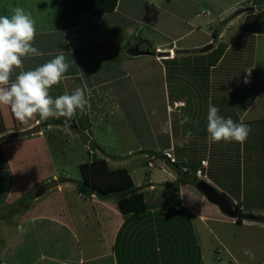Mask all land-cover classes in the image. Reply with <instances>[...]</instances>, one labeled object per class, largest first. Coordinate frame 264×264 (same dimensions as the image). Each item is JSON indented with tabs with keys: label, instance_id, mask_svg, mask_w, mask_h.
I'll list each match as a JSON object with an SVG mask.
<instances>
[{
	"label": "crops",
	"instance_id": "0c3cea01",
	"mask_svg": "<svg viewBox=\"0 0 264 264\" xmlns=\"http://www.w3.org/2000/svg\"><path fill=\"white\" fill-rule=\"evenodd\" d=\"M107 15H103L101 19L97 20L89 14L83 13L79 16L78 26L70 30L61 28L58 17L52 22L47 21L40 25L38 20L41 18V14L37 16V19H35L37 35L33 46L43 51L45 55L24 59L22 68L14 70L12 80L20 71L35 69L37 66L53 59L62 50L70 67L68 72L65 73L64 79L50 89V94L56 97L64 94L65 91L71 93L73 89L77 88L76 83L86 90L87 99H92L93 95H90V93L92 94L93 91L101 88V94L104 93V97H106L105 105L101 104V111L104 110L106 117L102 123L104 128L111 127L112 123L118 121L123 122L122 118L115 121L111 119V116L119 114L121 109L115 95L112 96L109 88L104 91L113 82L112 78L105 77V72L108 71L109 65L110 68L118 67L123 73L120 74V78L127 77L129 81L134 82L137 79L136 76L140 75L134 73L131 69L128 70L129 65L139 66L142 64L140 63L141 59L144 61L145 58L149 59V57L139 54L140 52L135 50L136 47L129 50L127 54H120L115 51L104 54L99 53V47L102 45V31L109 29L111 30L110 34H117V25L113 22L108 23L105 20ZM219 37L220 35L215 38L219 39ZM89 45L91 49L87 48ZM158 46L162 45L156 47ZM210 47V50L204 52L198 50V52L189 53L188 50L177 51L173 46H165L162 49L167 53L162 52V54L166 57L160 60L168 61L163 63L155 58L160 64L161 68L158 67V71L162 74V79L164 81L166 79L163 83L167 114L165 122L171 120L170 132L162 133L161 124L163 121L160 119L157 121L156 118L153 120L154 125L160 129L155 128L152 130L151 145L150 147L146 146L147 149H141L142 146L137 145L136 140L131 139L130 136L122 138L121 141L119 131L114 133V137L110 134L106 135L109 138H106L100 144L99 151L104 155L106 154L103 149H123L125 146L126 151L123 153L125 155H131L135 152L148 154L147 167H143V169L138 166V163L133 164L130 168L125 167L129 164L130 159L123 160L121 157L114 164L118 167L111 169L108 159L102 158L109 171L120 168L127 171L133 188H137L138 192L143 195L145 207L143 212L123 215L118 209L115 198H99L94 194L83 196L79 193L76 194L77 198L86 202V204L81 208L82 215L76 217L71 214L69 222L54 215H34V211L26 213L27 205L23 209L13 211L12 206L14 204L11 202L14 190L11 171L12 154H14V151L16 155L18 152L22 155L31 153V150L20 151L25 144L24 142H29L27 138L30 135L0 142V179H3L5 174L10 176L7 187L4 190L2 189L0 193V212L2 209H5V211L8 209L11 211L10 217L14 215L16 218L13 224V219L5 217V214L3 216L0 214V226L2 227L3 222L4 225L8 226V228L0 229V264H210L203 243H200V235H202L200 227L203 225L205 230L209 229L208 222L223 219V214L215 205L210 204L193 185L188 183L178 184L177 188L174 189L173 187L178 182V176L170 162L173 161L178 167H181L183 172H188L190 175H192L193 170L197 172L202 170L206 182L216 186L225 196L232 194L230 185L225 184L215 172L218 171L221 177L226 179L225 176L230 177L232 175L229 174L230 171L235 172L234 169H236V163H238L240 170V172L238 170L239 184L237 186L239 199L237 202H233L240 205L241 212V198H245V195L250 194L249 191L254 189V185L251 183L245 187L242 177V156L245 141L243 143L238 142L237 148L236 142H212L207 133L209 104L222 108L220 107L222 104H218L215 100L217 99L215 98L216 93L221 89L224 92L232 90L234 81L230 79L233 77L230 72L234 68H230L227 63L230 61H227V59H233L232 57L235 55V52H229V45H225L223 52H218L216 46L210 45ZM214 54L217 57H213ZM89 58L88 65L79 67V61L83 62V60L86 61ZM211 58L212 60L215 59L214 63H208ZM145 63L149 64L150 62H143V64ZM153 68L144 69L147 78L152 79L154 76V73H152ZM220 68L221 71L222 68L227 69L228 73L223 74L225 78L220 77L221 71H217ZM175 72L176 74L172 75ZM190 72L195 73L189 74ZM144 73L142 74L144 75ZM201 75H204V81L201 80ZM248 75H250L249 78L246 74L241 78V83H243V88L246 91L241 94L243 100L235 103L231 102L230 104L224 102V108L220 109V115L225 118L231 117L236 122L242 121L249 125L252 130L253 123L260 122V119L251 121L247 120L246 117L249 118V114L253 111V106L257 103V99L261 94H257L255 97H251L252 95L247 96V92L249 95L252 89L244 82L249 79L251 80L250 84L254 85L252 74ZM92 76L95 79L89 80L88 77ZM167 77L168 81L169 78L171 81V91H179L181 98H172L171 100ZM96 79L98 81H95ZM221 80L222 83H220ZM217 83L219 86L215 85ZM95 98L97 99V96ZM258 107L260 108V106H256L255 109L257 110ZM171 114H175L174 119ZM181 114L190 116L191 122L181 125ZM91 116L95 117V114H91ZM153 117H156L154 113ZM46 121H48L47 125ZM70 122L73 124L70 125ZM74 122L75 116L71 119L61 117L59 119L41 120L37 115L26 123H21L15 118L9 106L0 105V137L9 132L29 129L34 125L39 126L38 135L35 136L39 138L47 131L51 133L55 131L60 134H77L80 131L75 128ZM263 122L259 123L261 127ZM40 123L45 125L43 131ZM189 130H191V136L187 135ZM255 132L257 135L259 134L257 128H255ZM57 133L54 134L58 135ZM91 137L93 138V136ZM201 160H206L207 164L205 166L199 165ZM230 167L232 170H230ZM151 169L154 170V173L150 172ZM143 170L144 175L141 177L140 173ZM17 181L16 183L20 184ZM56 186V190L59 191V185L56 184ZM24 192L26 190L22 189L15 196L22 195ZM146 192L148 197H145ZM253 194L256 193L253 192ZM17 198H20V196ZM40 200L38 197L34 198L33 203ZM40 205L38 204V206ZM66 209L67 207L63 209V212H67ZM23 213L25 214L23 215ZM9 228H11L10 231ZM134 233L135 235L131 236ZM211 238L219 242L215 234H212ZM133 241H138L136 248L134 247L135 242L127 248L121 246V244L125 245V243ZM167 243L177 244L176 246H180L182 252H171L167 248L165 249L167 252L163 253L160 246L163 249ZM130 249L136 251L134 257L137 258L134 262L127 259V252ZM118 251H120L119 254ZM215 258L218 259V256Z\"/></svg>",
	"mask_w": 264,
	"mask_h": 264
},
{
	"label": "rangeland",
	"instance_id": "374dc122",
	"mask_svg": "<svg viewBox=\"0 0 264 264\" xmlns=\"http://www.w3.org/2000/svg\"><path fill=\"white\" fill-rule=\"evenodd\" d=\"M17 6L23 7L26 12H30L34 20L41 14V18L38 20L40 25L47 21L52 22L57 17L53 0H0V15L10 16L12 9ZM250 8H252V11L245 10ZM105 20L108 23L113 22L117 25V34H110L111 30L109 29L102 31V45L99 47V53L102 54L110 51L127 54L129 50L135 47V50L142 55H144L142 53L144 51L167 53L162 49L165 46H173L177 51L188 50L192 51L189 53H193V50H196V52L198 50L200 52L210 50L212 47L210 45L216 46L219 52L225 45H229V52H235L233 59H227V61H230L227 62L230 68H234L230 72L233 76L230 79L234 81L232 90L224 92L221 89L216 93L215 98L217 99L215 100L218 104H222L220 106L222 108H224V102L230 104L231 102L242 101L241 94L245 89L243 83H241V78L244 74L248 78L250 77L248 74H252L254 85L248 84L252 91L249 95L247 92V96L252 95L251 97H255L257 94H261V96L258 97L257 103L253 106L254 109L252 108L253 111L249 114V118L246 117V119L251 121L260 119V122L253 123L249 134L250 138L247 137L244 143L242 177L245 187L251 183L254 185V189L249 191L250 194H246L245 198H241L240 204L242 214L264 217V211H262L264 209V144L262 143L264 131L263 126L261 127L259 124L264 121V0H118L117 8L112 14L108 13ZM218 35L220 37L216 39L215 37H218ZM94 40L96 39L94 38ZM157 45L162 46L156 47ZM87 48L91 49L90 45ZM145 56H148L149 59L145 58L144 61L141 59L140 63L142 64L139 66L133 64L128 67V70L131 69L134 73L140 75L136 76L137 79L134 82L129 81L127 77L120 78L122 70L118 67L110 68L109 65L108 71L105 72V77L112 78L113 82L104 91L109 88L112 96L115 95L121 109V112L116 116H111V119L115 121L122 118L123 122L118 121L112 123L111 127L104 128L102 123L106 117L104 110L101 111V104L105 105L106 97H104V93L101 94V88H99L97 91H93L92 94L90 93L93 98L88 99L89 106L86 107L85 112L80 113L78 111L75 115L74 125L80 132H77V134L63 133V135L55 131L52 133L47 131L40 138L35 137L38 133H33L30 134V137L33 138L28 137L29 142H24L25 144L20 150H23V152L31 150L30 154L22 155L18 152L16 155L14 151L11 160L14 183L11 197V202L14 204L12 206L13 211L23 209L27 205L26 213L34 211V215H54L69 222L71 214L76 217L82 215L81 208L86 204V202L78 199L76 195V184H79L82 180L80 166L89 165L93 160L107 158L110 163L109 167L112 169L118 167L114 164L123 158V160L130 159L129 164L125 166L127 168L132 167L135 163H138L141 169L147 167L148 154L135 152L131 155H125L123 153L126 151V146L123 149H103L106 155L99 151L100 144L106 138H109L106 135L113 136L117 131L120 133L121 141L122 138L130 136L131 139L136 140L137 145L142 146L141 149H147L146 146L150 147L151 145L152 130L159 128L154 125L153 120L157 118V121L160 119L165 123L167 114L163 83L166 79L165 81L162 79L158 67L161 68L159 61L166 63L164 61L168 60H160L166 57L162 53ZM213 57H217V55L214 54ZM155 58L159 61H156ZM212 58L208 60V63H214L215 59L212 60ZM89 62L90 58L86 61L83 60V62L79 61V67H84ZM143 62L150 63L143 64ZM150 67H154L152 79L147 78L144 73V69L148 70ZM222 69V71L221 68L217 71H221L220 77L225 78L223 74L228 72L227 69ZM193 73L195 72L189 74ZM175 74L176 72L172 75ZM88 79H95V77H88ZM201 80L204 81V75H201ZM95 81H98V79ZM167 82H169L171 100L172 98H181L179 91H171V81L170 78L168 81V77ZM220 83H222V80ZM215 85L219 86L218 83ZM75 86L79 87L76 83ZM256 106H260V108L258 107L256 110ZM90 113L95 114V117L91 116ZM153 113L156 116L155 118ZM174 117L175 114L173 119ZM47 124L48 121H46ZM69 124L72 125L73 123L70 122ZM44 127L45 125L41 127L42 131L45 129ZM255 128L259 131L258 135ZM235 145L238 148V142ZM230 170H232L231 167ZM234 170L235 172L230 171L229 174H232L230 177L225 176L226 179L222 178L218 171L215 172L225 184L230 185L232 194L225 196L216 186L210 184L224 195L229 202H232L233 208V201L237 202L239 199L237 187L239 184L238 163H236V169ZM143 172L144 170L140 173L141 177L144 175ZM150 172L154 173V170L151 169ZM200 172L204 175L202 170ZM191 173L195 175L197 171L193 170ZM200 178L206 181L201 175ZM9 180L10 176L7 174L4 175L3 179H0V193L2 189L4 190L7 187ZM16 180L20 184H17ZM52 182L59 185V191L56 190L57 186L45 188L48 184L50 186ZM22 189L26 192L15 196ZM253 192L256 194H253ZM19 196L20 198H17ZM37 197L41 200L33 203V199ZM145 197H148L147 192ZM38 204L41 205L38 206ZM65 207H67V212H63ZM3 211L5 209H2L0 214L2 216L5 214V217L13 219L14 224L16 218L14 215L10 217L11 211L8 209L5 212ZM222 216L223 219L219 221L208 222L209 229L205 230L203 225L200 227L202 232L200 243H203L210 264H264V223L245 220L241 224H236L233 218L224 216V214ZM1 225L0 229L8 228L6 224L4 225V222ZM10 230L11 228H9ZM212 234L218 237L219 242L211 238ZM134 235L135 233L131 236ZM133 243L136 248L138 241L127 242L125 245L121 244V246L127 248ZM176 245L167 243L164 245L165 248L160 247L163 253L167 252L165 251L167 248L171 252H182L180 246ZM245 249H251L255 254V259H250L244 255ZM119 253L120 251H118ZM127 253V259L134 262L137 258L134 257L136 251L130 249ZM217 256L218 259L215 258Z\"/></svg>",
	"mask_w": 264,
	"mask_h": 264
},
{
	"label": "clouds",
	"instance_id": "9594fccd",
	"mask_svg": "<svg viewBox=\"0 0 264 264\" xmlns=\"http://www.w3.org/2000/svg\"><path fill=\"white\" fill-rule=\"evenodd\" d=\"M36 35L35 20L23 7H14L10 16L0 15V105L9 106L21 123H26L37 115L41 120L61 117L71 119L78 111L84 113L89 106L84 88L77 87L71 93L65 91L56 97L50 94V89L64 79L70 67L62 50L53 59L35 69L20 71L12 80L14 70L22 68L24 59L45 55L33 46ZM244 83L250 84L251 81ZM189 122L191 117L181 114L180 124ZM170 130L171 120L161 125L162 133ZM250 131L246 123L221 116L220 109L209 104L207 133L212 142L243 143ZM191 134L189 130L187 135ZM196 174L194 177L203 176L201 172ZM244 255L255 259L251 249H245Z\"/></svg>",
	"mask_w": 264,
	"mask_h": 264
},
{
	"label": "trees",
	"instance_id": "16d2710c",
	"mask_svg": "<svg viewBox=\"0 0 264 264\" xmlns=\"http://www.w3.org/2000/svg\"><path fill=\"white\" fill-rule=\"evenodd\" d=\"M58 20L63 30H70L78 26L79 16L83 13L89 14L92 18L101 19L103 15L112 13L117 7L118 0H53ZM221 45V44H220ZM225 47L220 50L223 52ZM192 52V51H189ZM196 52V50H193ZM219 52V51H218ZM40 123V126H43ZM264 131V122H263ZM264 144V139L263 142ZM178 176V184H192L195 175L183 172L181 167L170 163ZM81 181L76 184L77 193L83 196L96 195L99 198L113 197L116 199L121 214H134L144 211L143 195L133 188L127 171L123 168L109 171L104 160H93L92 163L80 166ZM196 174V173H195ZM232 205V202H229ZM237 216L236 224H241L243 216L239 204L233 205Z\"/></svg>",
	"mask_w": 264,
	"mask_h": 264
},
{
	"label": "water",
	"instance_id": "95a60500",
	"mask_svg": "<svg viewBox=\"0 0 264 264\" xmlns=\"http://www.w3.org/2000/svg\"><path fill=\"white\" fill-rule=\"evenodd\" d=\"M245 10L252 11V8L245 9ZM142 53L144 55H154V54L159 55L162 52L152 53L149 51H144ZM38 132H39V126L34 125L33 127L23 130V131L9 132L1 136L0 141H4L6 139H11V138L24 137V136H28L30 134L38 133ZM192 184L194 188L198 192H200L210 204L215 205L222 214H224L227 217H231L233 219L236 218L237 216L236 210L229 203L228 199L224 195H222L220 192H218L213 186H211L209 183H207L206 181L202 180L199 177H194L192 179ZM51 186H56V183L52 182L50 186L48 184L45 188H50ZM243 220H247V221H251L255 223H264V217H256V216H251V215H244Z\"/></svg>",
	"mask_w": 264,
	"mask_h": 264
},
{
	"label": "built area",
	"instance_id": "2783aa9c",
	"mask_svg": "<svg viewBox=\"0 0 264 264\" xmlns=\"http://www.w3.org/2000/svg\"><path fill=\"white\" fill-rule=\"evenodd\" d=\"M248 82H249V80H248ZM200 163H201L200 164L201 166H205L207 164V161L206 160H201ZM148 165L150 166V163H148ZM197 173L200 174L199 171Z\"/></svg>",
	"mask_w": 264,
	"mask_h": 264
}]
</instances>
